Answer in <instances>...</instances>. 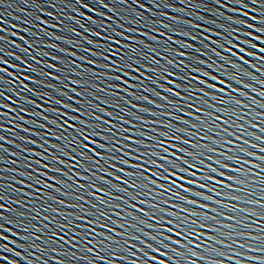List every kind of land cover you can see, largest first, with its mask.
<instances>
[{
    "label": "water",
    "instance_id": "water-1",
    "mask_svg": "<svg viewBox=\"0 0 264 264\" xmlns=\"http://www.w3.org/2000/svg\"><path fill=\"white\" fill-rule=\"evenodd\" d=\"M245 2L248 5L247 8H242L237 0H220V3H217V0H140V3L144 5L141 8L136 0H126V2L125 0H0V69H6V71H0V93H3L0 95V113L5 114L0 115V136L4 137L0 140L2 145L0 147V197H3L0 199V204L4 206L0 209V224L4 226L0 235L7 237V239H0V264H143L146 258L141 249L157 255L146 248L144 242L160 247L161 251H168L169 257L177 264H188L189 258L194 259L196 264H264V251H258V249H264V159H261L264 157V151H262L264 149V95L260 94L264 92V61L259 59L264 56V52L260 51L264 49V33L256 31V29L264 28V0H260V3H254L253 0H245ZM84 4H87V8L83 6ZM234 8H239L240 11L233 12ZM243 12H247V17L241 14ZM229 17L232 19H228ZM237 19L246 20L248 25H255V28L246 27L236 22ZM197 25L200 27L197 28ZM131 29H137V31H131ZM235 29H240L239 33H236ZM96 32H100L101 36L97 37ZM120 32L124 35H117ZM145 32H148L147 37L144 35ZM185 32L191 33L197 39L193 41L189 36L184 35ZM218 32L222 33L219 37ZM248 32L253 33L252 37L247 35ZM236 35H239V41L235 39ZM153 36L157 39L153 40L151 38ZM256 36H260L261 39H255ZM104 37H115L125 44L131 43L133 48L141 53V63L152 68L162 69L167 66L171 71H177L172 65L167 64L163 57L167 56L168 59L178 61L180 57L177 51H187L191 55L185 60L186 65L194 64V57L199 56L201 60H206L212 65L209 68L208 64H201L202 69L219 74L222 79L227 75L232 88L239 89V92H230L228 97L233 101L229 109H235V112L229 110L227 115L232 117L234 123L230 121L229 125L221 124V128L228 127L232 135L225 133L224 139L217 137L220 140L219 143L211 141L207 143L210 147L218 149L214 157L230 149L227 151L228 155L249 161L242 166L244 169L242 173H225V176L239 175L244 183L232 182V190L223 189L221 196L215 197L220 200L222 207L214 201H205L192 196L193 199H201V203L209 204V209H198V211H206L208 216H215V220L204 222L214 225L217 229L213 231L212 225H206L210 229L204 230L207 232L205 235L215 236L216 240H209L208 247L195 249L197 255L194 257L184 248H179V252L184 253L180 256L145 236L146 232L155 234L158 231L148 227L149 223H153L149 217H143L147 221L146 224L135 221L138 226L131 227L134 215L140 214L129 215L132 210L128 204L116 198L123 195L127 200V195L117 193L99 180L104 173L100 169L91 168V161L81 160L78 155L80 151L78 145L76 151L68 147L72 138L76 136L75 132L69 130L70 134H65L59 126L50 123L58 117V113L51 111L53 108L69 111L70 115L74 114L55 103L56 100H62L64 104H75V101L70 99L75 93L70 89L75 87L79 92L81 85L71 84V80L86 79L87 76L82 73L91 76L92 73L88 72L91 68H94L97 73L105 71L99 66L105 61L91 55L88 51L89 48L93 52L103 51L104 49L95 42L99 41L100 45L105 44ZM126 37L133 39L129 41ZM218 40L219 43H217ZM249 40L257 47L254 48L251 44L245 43ZM89 41L94 43L89 44ZM180 41H186L193 47L185 49L179 43ZM107 43L112 41L108 40ZM237 43L246 51L240 52L234 46ZM148 44L153 45L160 53L155 57L159 64L145 55H152L151 49L145 46ZM166 47L174 51L165 52ZM228 47H232V53L227 52ZM201 53L205 54L201 55ZM218 53L230 56L231 63L222 59ZM247 53H255V55L249 56ZM241 55L244 56L245 62L239 60ZM82 57L84 59H81ZM92 59L97 60V65L88 63ZM52 65L55 67H51ZM141 72H144L145 76H141L140 80L124 77L129 84H121L120 89H111L110 85L116 82L107 77H94V84L83 85L87 89L84 96H76L77 101H84L77 106L89 113L95 111L96 115L102 116L105 121L111 119L112 124L116 126L113 131L118 133L116 139H120L119 132L122 130L120 126L130 127L125 121H132L137 127L141 125L142 122L138 121L133 113L144 117L145 121L149 122L164 119L163 116H154L150 112H143L138 107H133V105H140L151 109V112L169 110L158 106L166 104L161 96L170 94L145 78L152 76L153 79H157L156 74L146 71L143 67ZM48 73L52 75L49 76ZM135 75L138 74L133 73V76ZM56 77H59V80ZM201 78H204L202 73ZM171 79L173 77L170 76L169 80ZM177 82L180 83L179 80ZM160 83L165 82L160 81ZM132 84H136L137 87H131ZM166 86L172 87L171 84ZM218 87L222 85L218 84ZM124 88H127L128 92H125ZM149 88H155L161 96L145 90ZM181 91L183 94V89ZM62 92L67 95H62ZM113 92H118L119 95H113ZM139 96H147L156 103L150 104L137 99L136 97ZM206 99L209 102L214 100L213 97ZM236 100L241 103L235 104ZM89 101L99 104L106 111L100 112L98 109L86 107ZM117 104L119 107L116 106ZM171 111L175 112V109ZM41 112L43 116L48 117L47 121L41 115H37ZM109 112L112 113L111 117L106 114ZM222 112L223 109H221ZM177 114L183 115L185 120L191 119L187 115V110ZM120 116L124 117L123 121L117 119ZM88 118L90 117H82V119ZM203 119L207 120V117ZM177 123L187 127L183 122L173 120V124ZM193 123H196L194 119ZM153 127L159 128L160 125ZM100 130L103 131V128ZM49 131L55 132L56 135L47 134ZM148 131L151 134V129ZM217 131L219 132V129ZM201 134L203 135L202 130ZM62 135L66 138L58 139ZM208 135L212 133L209 132ZM190 138L195 143L201 145L205 143L199 137ZM226 140L233 141L227 149ZM101 143H104L102 139ZM58 144L71 156H76V160L84 163L86 168L74 166L70 157L64 156L63 151L57 150L55 146ZM97 151L104 150L97 148ZM203 151L207 153L208 150L204 148ZM115 155L119 156L121 153L117 152ZM54 157L69 162L60 164ZM37 161L40 163L37 164ZM227 162L234 167L237 166L235 159ZM116 163L118 167L123 166L118 161ZM44 164L49 167L45 169ZM101 166L108 167L103 160ZM57 168H63L68 176L56 172ZM45 171L47 176L43 175ZM76 172L81 175L75 176ZM92 172L96 175L91 179L83 178L91 176ZM114 175H120V173L115 172ZM53 176L56 177L55 181L51 179ZM37 178L47 184H54L55 187H46L45 183L38 184ZM108 179L112 180L113 184L117 183L114 176H109ZM232 179L235 180L236 177ZM77 180L81 185H89L87 191L77 189ZM93 182L112 192L111 196H104L109 203L102 206V210L112 209L115 204H119L120 208L116 211L120 212V216L109 211L108 215L111 219H105L91 208V204L99 203L97 199L89 195L93 191L90 187ZM209 194L212 195V193ZM100 195L104 194L97 193V196ZM80 196L84 199H78ZM136 203L138 207H146L140 205L139 201ZM72 205H83V208L72 207ZM84 209L95 212L96 215H89ZM85 215L90 220L99 218L101 224L106 223L115 231L110 232L99 225H93L96 233L103 232L105 235L103 237L96 235L94 238L91 235H82L81 233L87 232V229H79L73 225L83 223L75 217ZM64 224H68L70 230L61 231L60 225ZM121 224H124L123 228ZM123 232L127 235H120ZM53 233L63 236V240L53 243L55 239L52 237ZM237 233L244 235H237ZM109 236L113 238L108 239ZM135 236H139L140 239H134ZM89 239L92 240L91 244L87 243ZM101 240L104 241L102 245L99 243ZM165 243L170 242L165 241ZM171 247L177 248L174 244ZM89 248L93 251L89 252L87 250ZM100 257L104 259L101 260ZM251 257H260V260L254 261ZM160 259L165 257L161 256Z\"/></svg>",
    "mask_w": 264,
    "mask_h": 264
},
{
    "label": "snow or ice",
    "instance_id": "snow-or-ice-1",
    "mask_svg": "<svg viewBox=\"0 0 264 264\" xmlns=\"http://www.w3.org/2000/svg\"><path fill=\"white\" fill-rule=\"evenodd\" d=\"M126 2V0H125ZM254 3H260V0H253ZM136 3L139 7L143 8L144 5L140 3V0H136ZM217 3H220V0H217ZM237 3L240 4L242 8H247V3L245 0H237ZM87 8V4L83 5ZM233 12H239V8H234ZM243 16L247 17V12L241 13ZM228 19H232L229 17ZM256 19V17H252ZM238 23L244 24L246 27L255 28V25H248L246 20L237 19ZM121 27H123L121 25ZM197 28L200 25L196 26ZM131 31H137V29H131ZM210 31V30H209ZM236 33H239L240 29L234 30ZM256 31L264 33V28L256 29ZM119 36H123L124 33H117ZM144 35L147 37L148 32H145ZM185 36H189L193 41L197 39L196 36H192L191 33L185 32ZM222 33H217V36H221ZM247 35L252 37L253 33L248 32ZM96 36L100 37L101 33L96 32ZM153 40H156L157 37H151ZM105 44L100 45L99 41H96L103 51L93 52L91 48L88 49L91 55L102 58L105 62L101 65L105 71L97 73L94 68L88 69V72H91L92 75L88 76L87 73H82V75L87 76L83 80H71V84L81 85V90L78 92L75 87L70 90L75 93L74 96L70 97L71 100L75 101V104H64L62 100H56L55 103L62 105L63 108L69 109L72 115L69 114V111H61L59 108H53L51 111L58 113V117L50 121V123L59 126L63 133L70 134L69 130L76 133V136L72 138L68 147L72 151H76V146L78 145L80 151L78 152L81 160L91 161V168L100 169L104 175L99 177V180L103 184L109 185L111 189H114L117 193H125L127 195V200L125 196L120 195L116 198L121 201H125L128 204V207L132 210L129 212V215H134L139 213L140 215H134V222L130 225L131 227H137L138 225L135 221H139V224H146L147 221L143 217H149L153 223H149L148 227L151 229H158V231L153 234L152 232L144 233L151 241L161 245L164 249H170L173 252H176L178 255L183 256V252H179V248H184L187 251L191 252V255L194 257L197 255L195 249L201 247H208L209 240L215 241V236L205 235L207 233L206 225H212L204 221L215 220V216H208L206 211L208 203H201V199L205 201H214L218 206L220 204L219 199L215 197L221 196L220 193L223 192V189L232 190L233 183L239 182L244 183L243 180H240L239 175H227L225 173L233 172L240 174L244 171L243 165L247 164L249 161H243L239 157H233L227 154L228 145H232V140H226V151L219 153V156H215L218 152V149L209 146V141L212 143H219L220 140L217 139L219 136L220 139H224V134L232 135L229 133L228 127L221 128V124L229 125V122L232 121V117L227 115L228 111L231 110L235 112V109H229V105L233 103L228 97L230 92H239V89H233L227 75L225 78H221L219 74H213L211 71H207L200 67L201 64H208V61L201 60L199 56L194 57L195 63L192 65H186L185 60L190 57V53L187 51H177L178 61L168 59L167 56L163 57L167 64L172 65L177 71H171L167 66L164 68H152L148 65H143L141 63V53L136 51L131 43H123L122 40L116 39L115 37H104ZM127 40H132V37H126ZM169 39H171L169 37ZM235 39L239 41V35H236ZM255 39L260 40V36H256ZM108 40H111L112 43H107ZM89 44L94 43L89 41ZM143 44V41L141 42ZM167 44V41H165ZM180 44L183 47L189 48L193 45L188 44L186 41H180ZM219 43V40L217 41ZM231 43V41H229ZM245 43L251 44V40L245 41ZM151 49L152 55L145 54L148 59H152L154 63L159 64V61L155 59L156 56H159L160 53L156 48L151 45H145ZM240 52H245L246 50L240 48L239 43L234 45ZM252 47H257L255 44H251ZM223 47V45H221ZM174 51L171 48H165V52ZM198 51V50H197ZM264 52V49H260ZM228 53H232V47L227 48ZM205 53H201L204 55ZM74 56L75 53L73 52ZM222 59L228 60L231 63L230 56H223ZM247 55L252 56L255 53H247ZM81 59H84L83 57ZM261 61H264V56L259 57ZM239 60L244 61V56H239ZM4 63H7L4 61ZM73 63H75L73 61ZM89 64L95 66L97 65V60L92 59L88 61ZM51 67H55L52 65ZM141 67L145 68L146 71L156 74L157 79H153L152 76H146L145 78L151 80L153 84L157 87L163 88L168 92L169 96H161L159 92L155 91V88L145 89L150 91L157 96H161V99L166 101V104L159 105L160 108H167L168 111L162 112H151V109L145 108L140 105H133V107H138L140 111L150 112L154 116H163L164 119H155L152 121H145L144 117L136 115V119L141 121V125L133 124L132 121H125L130 127L122 128L119 132L120 139H116L117 132L113 131V128L116 127L112 124V120H104L102 116H97L95 111L87 112L85 109L77 106L84 103L83 100L77 101L76 96L83 97L87 89L83 87L84 84H94V77L104 76L108 79L115 81L110 85L111 89H120L121 84L128 85L129 81L124 79V77H131L133 80H140L141 76H145L144 72H141ZM208 67L211 68L212 65L208 64ZM187 68V71L185 69ZM0 71H6V69H0ZM133 73L138 75L133 76ZM183 73V74H182ZM201 73L203 79L201 78ZM51 76V73H48ZM173 79L169 80V77ZM235 76V74H233ZM31 79V77H28ZM59 80V77H56ZM180 81V83L177 82ZM164 81L165 83H160ZM209 81H212L211 83ZM167 84H171L172 87H167ZM222 85V87H218ZM67 87V85L65 86ZM131 87H137L136 84H132ZM181 89H183V94ZM125 92H128L127 88L123 89ZM211 90V91H209ZM62 95H67V93L62 92ZM113 95H119L118 92H113ZM264 95V92L260 93ZM3 95V93H0ZM46 95V94H45ZM135 95V93H131ZM207 97H213L214 100L209 102ZM137 99H141L150 104H155L154 100H150L147 96H139ZM175 98V99H173ZM10 99V98H9ZM35 103V101H32ZM107 103V101H105ZM130 103V102H129ZM235 104H240L241 101H234ZM207 105V107H205ZM119 107V104L116 105ZM3 107H8V105H3ZM43 107V105H41ZM86 107L92 109H98L100 112H105L106 110L100 107L99 104H94L89 101ZM175 109V112L171 111ZM221 109L223 112L221 113ZM187 110V115L191 118L185 120L183 115H178L177 113H184ZM24 111V109H21ZM221 113V114H217ZM109 117L112 116V113H106ZM0 115H5L0 113ZM41 115L44 120H48L47 116H43V113H37ZM83 116H88V119H82ZM207 117V120L203 119ZM117 119L123 121L124 117L120 116ZM193 119L196 123H193ZM242 119V117H241ZM173 120L177 122H183L187 127L180 126L179 123L173 124ZM71 121V122H70ZM234 123V121H232ZM154 125H160L159 128L153 127ZM103 128V131L100 129ZM148 129H151V134ZM219 129V132L217 131ZM203 131V135L201 134ZM211 132L212 135H208ZM127 133V135H125ZM47 134L55 136V132L49 131ZM138 134V135H137ZM139 137V138H138ZM189 137V138H186ZM190 137H199L200 140L205 141L202 145L200 143H195ZM66 136L62 135L58 139H65ZM4 137L0 136V140H3ZM101 139L104 143H101ZM111 142V143H109ZM30 143H35V141H30ZM2 147V145H0ZM57 150L63 151L64 156L70 157V161L74 162V166L81 168H86L84 163H80L76 160V156H71L68 151H64L61 145L55 146ZM97 148L103 149L104 151H97ZM204 148H207V153L203 151ZM127 149V151H125ZM243 151V149H241ZM264 151V149H262ZM121 153L117 156L115 153ZM111 153V155H109ZM252 155V153H248ZM128 157V158H125ZM47 159V157H45ZM60 164H67L69 161L61 160L59 157H54ZM235 159L237 161V166H233L227 161ZM264 159V157H261ZM103 160L104 164H107L108 167H102L101 161ZM120 165L117 166V162ZM135 161V162H134ZM40 161H37L39 164ZM43 167L47 169L49 166L44 164ZM110 169L112 171H110ZM56 172L61 173L63 176H68V173L64 171L63 168L55 169ZM115 172H119L120 175H114ZM43 175L47 176L45 171ZM75 176L79 177L81 174L79 172L74 173ZM95 172L91 173V176H84L85 180L91 179L95 176ZM109 176H114V179L117 183L113 184L112 180L108 179ZM232 177H236L235 180ZM53 181L56 180V177L51 178ZM226 181V183H225ZM37 183H45L46 187L52 188L55 187L54 184H47L45 181H41L37 178ZM77 189H84L87 191L89 185H81L79 181H76ZM90 187L93 189L89 195L99 201L98 204H91V208L95 209L96 212H99L100 217L105 219H111L108 215L109 211H113L116 216H120V212L116 209L120 208L119 204H115L112 209L102 210V206L107 205L109 201L104 199V196H111L112 192L105 189L104 187L98 186L93 182ZM131 189V191H129ZM200 189L201 191H197ZM97 193H102L104 195L97 196ZM209 193H212L210 195ZM190 194V195H185ZM192 196L199 197L201 199H193ZM3 199V197H0ZM78 199L83 200L84 197L80 196ZM235 199V197H233ZM136 201H139L140 205L146 207H138ZM63 203V201H60ZM90 203V202H89ZM192 206V207H189ZM4 206L0 204V209ZM72 207L83 208V205H72ZM88 212L89 215H96L95 212H90L88 209H84ZM149 213L151 215L149 216ZM67 219V217L65 218ZM75 219L82 221L83 223L74 224L73 227L79 229H87V232L81 233L84 236H93L99 235L103 237L105 234L103 232L96 233L95 227L93 225H99L101 228L108 229L110 232H114V228H109V225L104 223L101 224L99 218L97 219H88L87 215L77 216ZM127 223V221H126ZM213 231L217 229L212 225ZM121 227H124V224H121ZM61 231L64 229H69L68 224L60 225ZM4 230V226L0 224V232ZM27 230V229H25ZM70 230V229H69ZM142 230V229H141ZM120 235H127L126 232L121 233ZM225 235H230V233H225ZM237 235H244L243 233H237ZM53 243L57 240H63V236H57L56 233L52 234ZM175 237V239H174ZM206 237L205 239H201ZM75 237H73L74 239ZM113 237L109 236L108 239ZM0 239H7L3 235H0ZM51 239V238H50ZM134 239L139 240V236H135ZM168 241L170 243H165ZM87 243L91 244L92 240H87ZM102 245L103 240L99 241ZM146 248L151 249V252L157 253V255H152L148 251L141 249L143 256L146 258L143 260V264H177L175 260H172L169 257L168 251H161L160 247H154L152 243L144 242ZM222 243V241H221ZM127 244V241H125ZM176 245L177 248H172V245ZM192 247L189 248L188 246ZM134 247V245H133ZM89 252H92L93 249H87ZM258 251H264V249H258ZM115 255V253H113ZM163 256L165 259H160ZM103 260V257H100ZM204 259V257H200ZM231 259V258H230ZM254 261H259L260 257H251ZM188 264H196L194 259L189 258Z\"/></svg>",
    "mask_w": 264,
    "mask_h": 264
}]
</instances>
